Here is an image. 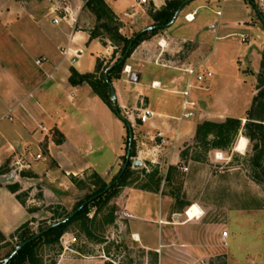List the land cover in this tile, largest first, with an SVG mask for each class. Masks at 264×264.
<instances>
[{
	"label": "rangeland",
	"instance_id": "rangeland-1",
	"mask_svg": "<svg viewBox=\"0 0 264 264\" xmlns=\"http://www.w3.org/2000/svg\"><path fill=\"white\" fill-rule=\"evenodd\" d=\"M193 2H191V8L203 5L197 10L198 22H217L219 16L216 11L221 9L225 21L233 22L245 19L250 21L247 23L248 25L258 27V30L248 32L252 35L248 37V40L241 41L245 48L242 56L240 55L242 46L233 44L230 45V48L226 47L225 51L223 48L225 45L228 46V40L217 41L213 36L207 37L212 52L205 67L211 66L215 77L206 84L207 87L210 86V91L193 90V94L201 98L214 95L211 109L217 112L227 111L229 115L234 116L217 115L203 122L224 123L228 118H238L242 122L240 131L233 134L231 144L226 148L207 151L204 146L196 143L197 139L195 138L183 142L177 149L172 150L171 147H169V151L159 149L157 144L150 141L152 140L150 132L153 133L157 129L150 124L147 126L142 124L138 118V114H140L138 109L148 108L149 99L150 108L155 111L159 110L161 106L164 108L163 105L172 100H175L177 107L182 103L184 96L171 94L164 89L149 88L154 79L171 78L176 72L153 64L147 65L143 69L141 84L145 92L143 95H139V108L133 109L134 106H128L123 110L120 107L123 120L109 106L115 117L118 118L120 125L107 123L106 120H103L102 123L115 132L112 137L116 144L119 143L118 146L123 145L122 142L125 139L121 163L111 172V175L107 179L99 178L96 177L95 171L87 170L83 175L70 176L71 182L58 190L62 193L72 191L75 192V195L69 197L68 195L64 196L63 193L60 201L55 199L45 201L43 186L36 181L34 186L37 188L32 194L31 188L28 189L31 187L30 185L19 194L23 203L27 204L31 210L38 208L40 211L38 216L33 219L34 223L20 234L25 232L28 235L32 233L36 235L42 229L71 214L82 201L86 202L90 197L95 198L96 192L104 182L110 185L118 179L125 163L124 156L128 152L129 124H131L136 156L131 159L133 167L131 174L126 179V184L119 187L116 190L117 193L108 202L99 201L98 203L93 201L94 199L89 202L87 217L68 226L62 236L65 238V242L61 241V237L56 246L44 244L41 247L40 245L38 248L40 264L41 259L42 264H264V139H250L248 134L251 132L246 127L250 119L251 122L256 121L264 124V105H261L264 103V96L259 97L255 102L260 90H264V22L249 0H194ZM58 3H70L74 8L83 4L81 27L91 33H102L100 37L106 38L107 36L104 30H97L104 21L99 22L94 14L85 7L86 0H0V4H12L13 6L8 10L11 15H14V20H20L12 30L15 33L18 31L22 36L31 35L30 37H32L30 40H28V36L25 37V42L27 41L25 47L22 46L21 40H17L16 43L9 46L16 56H19L20 62L27 61L29 67H35V56L41 51V41L38 40L41 38V25L46 23L42 26V31L44 30L49 36L56 30V27L51 24L50 10L53 5ZM255 3L264 16V0H255ZM6 9L0 12H5ZM132 11L135 12L138 9ZM184 12L180 14L177 23L168 29V35L180 40L193 33L184 20ZM121 24L123 25L122 22ZM10 29L7 28L8 31ZM205 31L207 33L209 28L207 27ZM122 32L125 33L124 30ZM204 35L202 33L201 37ZM16 37L20 38L18 34ZM237 39L239 38L236 37L235 40ZM192 44L190 43L189 50L175 48L176 66L184 65L188 52H192ZM6 47L7 45L1 37L0 52L5 53ZM31 47L32 54L29 53L26 56L25 49ZM183 50H185V54ZM91 56V50L83 55L81 59L83 70L87 71L92 67ZM121 57L123 56L119 50L114 59L111 57L107 59L109 60L108 65L112 66ZM98 62L101 63V69L96 76L100 79L102 73L107 71L108 65H105L104 61L100 59ZM126 63H130V59ZM139 68L135 67L134 70H139ZM54 78L46 83L44 91L55 92L57 82ZM212 81H214L213 84ZM171 87V85L168 86V88ZM57 91L60 93L63 104L53 105L54 109L73 110L77 116L74 123L81 125L82 119L87 113L81 103L85 100L82 93L77 96L76 106H73L68 100V96L73 92L71 87L69 89L61 88ZM94 95L99 96L96 93ZM130 95L134 98L135 88H132ZM99 98L101 97L99 96ZM80 104L81 107H78L77 105L80 106ZM93 111L99 112L98 108L92 107L89 112ZM176 114L180 115L181 112L177 111ZM82 125L84 124L82 123ZM123 126L124 134L121 131ZM262 131L264 133V125ZM51 132L52 136L60 138L58 132L53 133V129ZM242 136L247 138L248 147L244 152H239L236 150V146ZM209 140L214 142L216 139L210 136ZM169 145L171 146V144ZM140 151H146L148 155L140 154ZM41 154L42 156L45 154L43 148H41ZM175 154L180 155L182 164L187 166V170L178 169L173 174L172 180H167V162H171L172 155ZM217 154H219V158ZM94 158H97L99 162L106 163L113 160V155L108 149L97 153ZM137 158L143 162V166L139 168L134 166V160ZM152 159L157 163L152 162ZM105 160L108 161L104 162ZM158 179H161L159 185L156 183ZM66 185L68 187L70 185L68 190ZM144 187L159 194L167 202L164 207L167 206L166 219L170 220V223L165 224L170 225H166L163 233L153 221H139L133 218L130 220L123 217L124 212H127L123 206V202L128 198L127 192H130V189H143ZM177 195L181 198L179 201L176 198ZM37 198H41L40 203L39 200L37 202L34 200ZM144 202L152 206L154 210H158L160 207V199L155 197H147ZM144 202L140 201L139 203L144 204ZM193 204H198L204 215L200 219H194L182 226V223L188 219L186 211ZM173 213L179 215L175 220ZM224 231L231 232V237L224 238ZM20 234L16 232L11 238H5V241L0 243V262L12 252L14 247L22 243ZM136 236H139V240ZM74 238L77 240L73 241ZM151 242L154 245H159L162 242L166 246L164 245L163 248L159 246L160 251L156 252L146 248V246L150 248L154 246H150ZM183 243H190L192 246L186 247V244Z\"/></svg>",
	"mask_w": 264,
	"mask_h": 264
},
{
	"label": "crops",
	"instance_id": "crops-1",
	"mask_svg": "<svg viewBox=\"0 0 264 264\" xmlns=\"http://www.w3.org/2000/svg\"><path fill=\"white\" fill-rule=\"evenodd\" d=\"M168 1L148 0V3L137 7L138 11L133 12L131 6L135 0H105L123 23L122 30L127 35L142 32L154 26L151 11L162 9ZM193 1L191 2L194 3ZM191 2L183 7L180 14L185 11L184 20L189 28L193 30L192 35L182 40L177 39L174 36L168 35V29L172 25L168 26L152 38L141 42L129 58L130 63L126 65L132 67V72L140 74L139 82H133L130 75L125 71L120 78L112 80L121 109L125 110L128 106H134L133 109L139 108V95L141 96L145 92L141 84L143 69L147 65L153 64L172 69L176 72L171 78L154 79L152 84L158 82L161 86L153 87L151 84L149 88L164 89L171 94L182 95V91L185 90L187 83L191 79L189 75L185 74L184 69L200 65L206 66L209 60L212 52L209 46V38L213 36L214 40L217 41L221 39L228 40V46L225 45V48H223L226 51V47L230 48V45L233 44L241 47L242 36L251 37L252 35L248 32L255 29L258 30V27L248 25L247 23L250 21L245 19L233 22L225 21L223 19L224 13L221 9L216 11V14L218 11L222 12L221 15L217 14L219 16L217 22H198L197 10L203 5L191 8ZM11 6L13 5L0 4V11L7 8L5 12H0V38L2 37L3 42L7 45L5 53L0 52V233L7 239L15 235L25 224L30 223L32 225L34 223L33 219L40 212L38 208L31 210L18 197L29 185L31 187L28 189L31 188L32 194L37 188L34 186L36 184L35 181L40 182L43 186L42 191L45 201H52L54 199L60 201L63 195L73 197L75 192H63V194L60 191L63 185L71 182L70 176L76 177L80 174L83 175L87 170H92L102 178L107 179L111 175V172L121 163V158L124 154L123 150L125 149V139L122 142L123 145L118 146L119 143L116 144L112 137L114 131L102 124L103 120H106L107 123L120 125L118 118L115 117L109 105L102 98L94 95V90L89 84L73 85L70 82L73 69L80 74L94 73L96 72L98 60L100 59L104 61L105 65H108L109 60L107 59L113 58V53L116 50V47L107 37L103 38L99 36L93 38L89 30L81 27L80 23L84 6L80 11L79 20L75 27H72L67 22L55 25L51 18V24L56 27V30L51 34L53 36H49L44 30L42 31V26L46 23L41 25V38L38 39L41 41V51L35 56L34 68L29 67L27 61L20 62L19 56H16L11 48H9L17 40H21L22 46L25 47L27 42H25V37L28 36V40L32 38L30 37L31 35L22 36L18 31L15 33L12 30L13 26L19 23L20 20L13 19L14 15H11V12L8 10ZM193 13L195 14L194 21H187L185 16ZM180 14L174 24L177 23ZM207 27L209 31L206 33L205 29ZM7 28H11V31H8ZM202 33L205 34L204 37H201ZM16 34L20 37L19 39L16 37ZM207 37L209 38L207 39ZM236 37L239 39L235 40ZM190 43H193L192 52H188L189 54L183 66H176L177 56L174 53L175 48L180 47V49L189 50ZM69 46L72 48V52L82 50L81 56L79 58L69 57L68 59H64L60 48ZM25 50L26 56L33 52L32 47ZM88 50H91L93 65L86 71L82 69L83 63L81 59ZM185 50H183L184 54ZM244 51L245 48L243 47L240 51L241 56ZM41 57L48 59V62L43 66H38L36 61ZM135 67L140 68L139 70H134ZM207 67L212 69L211 66ZM53 78L57 82L55 92L44 91L43 88L46 83L50 82ZM213 82L211 83L213 84ZM169 85L172 87L168 88ZM70 87L73 89V92L68 96V100L73 106H76L77 96L80 93L84 96L85 100L81 102L84 110L87 112L84 119H82L84 125L82 123L81 125L74 123L77 116H75L76 114L73 113V110L68 111L67 108L54 109L53 105L57 103L63 104L60 93L57 90L61 88L69 89ZM132 88H135L134 98L130 95ZM210 89V86H208L204 90L210 91ZM194 97L198 101L201 111L197 113L194 117L195 119H184L182 121L175 118L179 116L176 112H181L182 103L176 107L175 100H172L164 104V108L161 106L159 110L155 111L150 108L149 99L148 108L154 111L156 116L151 123H144V126L150 124V126L157 129L153 133L150 132L151 139L158 130L166 129L169 130V135L176 139L175 142L171 143V146L169 144V146L166 145L165 147L157 146L159 149L162 148L168 151L170 150L169 147L172 150L177 149L183 142L195 139L198 125L204 120H210L212 116L234 117L229 115L227 111L217 112L211 109L214 95L204 98L197 97V95H194ZM77 106L81 107V104ZM92 107L98 108L99 112L93 111L90 113L89 110ZM10 110L12 112L9 114ZM8 114L13 116V120L7 117ZM133 124L135 125V123ZM52 129L53 133H59L60 138H55L54 134L52 136V132L50 133ZM121 131L124 134V126L121 128ZM41 148L45 150V154L42 159H37V154L41 153ZM108 149L111 155H113L112 161L105 160L104 162H108L102 163L97 158H94L97 153ZM139 153L148 155L146 151H140ZM172 157L173 160L167 162V170L171 165L182 163L179 154L172 155ZM152 162L157 163L153 159ZM11 174H14L13 181L3 180L6 177L9 178ZM14 184L19 186V190L16 193L11 191L10 188ZM65 187L68 190L70 185L69 187L68 185ZM59 188L60 190H58ZM129 191L127 192V200L123 202L125 210L133 215V219L153 221L163 233L166 225H170L165 224L170 223V220L166 219L168 214L167 206L166 208L164 207L167 205L166 200L162 196H159V194L149 190L138 188L130 189ZM147 197L160 199L158 210H154L152 206L144 202V199H147ZM34 200L36 202L39 200V203L41 202V198ZM140 201H143L144 204L139 203ZM173 217L174 220L177 219L179 217L178 213H173ZM189 220L183 222L182 226L192 221V219ZM160 221H164V223H160ZM229 234V237H231V232ZM161 237L163 240V235ZM183 244H186V247L192 246L190 243ZM153 245V243L150 244L151 247ZM164 245L161 242L152 248L148 246L146 248L159 252V246L163 248Z\"/></svg>",
	"mask_w": 264,
	"mask_h": 264
},
{
	"label": "trees",
	"instance_id": "trees-1",
	"mask_svg": "<svg viewBox=\"0 0 264 264\" xmlns=\"http://www.w3.org/2000/svg\"><path fill=\"white\" fill-rule=\"evenodd\" d=\"M187 0H169L165 7H163L160 10H152L151 16L154 20V28L149 30L146 29L142 32L133 33L131 35H127L122 32L123 25L121 24L119 18L117 17L116 13L113 11V9L105 2V0H88L86 1L85 7H87L96 17V19L100 21H104L101 25L98 26L97 30H104L106 37L112 42V44L116 47V50L113 53V59L116 57V55L119 53V50L122 53V56H124L127 47L129 46L131 40L134 36L137 35V38L135 39L129 54L127 55L125 60H122L123 57L119 58L116 63H114L112 66L108 65L107 69L109 80L112 81L114 78H120L123 72L124 67L126 66V61L131 57L133 51L136 49V47L143 42L144 40L150 39L153 36L157 35L162 30L166 29L168 27V24L174 19L178 9L184 4V2ZM193 1V0H191ZM256 9L259 16L262 15L261 11L259 10L257 4L255 3V0H249ZM185 6V5H184ZM102 33L99 32H93L92 37L96 38L101 36ZM122 60V61H121ZM101 69V63H97L96 72L94 73H86V74H80L75 69L72 70V75L70 77V82L73 85H82V84H89L94 92L98 94L113 110V104L111 100V89L108 84V81L106 79L105 73H102V78L98 79L96 76L97 72ZM264 96V90H260L259 95L255 99V102L258 101V98H262ZM264 105V103H261V105ZM120 109V107H119ZM241 120L238 118H228V120L224 123H216L212 121H205L198 125L197 128V134L196 139L198 144H201V146H204L205 149L208 151L210 149H221L226 148L231 144L233 134L238 133L241 129ZM262 123L252 121L251 119L247 122L246 127L250 129V132L248 134V137L250 139H256V138H262L264 139V133L262 131L263 128ZM213 136L216 140L214 142H211L209 140V137ZM129 136H128V144H127V151L129 148ZM135 142L133 140L132 143V152L131 156L132 158L136 156V153L134 151ZM126 156H124L126 161ZM133 167V163L130 160V163L128 165V168L124 172V174L119 178V180L115 183H111L110 185H107L105 182L103 183L102 187L96 192V197L93 201L98 202L104 201L108 202L110 198H113L114 195L117 193V189L121 187L122 185H125L127 177L131 174ZM177 165H171L168 168V175L167 180H172V176L174 173L178 171ZM121 172V171H120ZM121 174V173H120ZM96 177L101 178L99 174L96 173ZM155 178V176H154ZM157 185L161 183V179L157 180ZM11 191L16 193L19 190V186L17 184L11 185ZM144 190H147V187L143 188ZM19 199L21 200V196L18 195ZM91 198V197H90ZM177 200L179 201L181 198L177 195ZM22 201V200H21ZM85 201H82L74 211L81 206ZM90 203H87L72 219L67 221L66 223L60 224L48 232L42 234L37 239H33L31 242L27 243L7 264H40L39 254H38V248L41 245V247L44 244H48L49 246H56L63 234L67 231V228L69 225H71L73 222L81 219H85L88 214ZM68 214L67 216H69ZM65 216V217H67ZM64 217V218H65ZM30 226V223L25 224L22 226L17 232L20 234V232L24 231ZM47 228V227H46ZM44 229H42L43 231ZM21 242H25L35 236V234L28 233H21ZM5 241V237L0 233V243ZM16 247L12 250V252L15 250ZM10 252L5 258H7L9 255L12 254ZM5 258L0 262L5 260ZM42 264V259H41Z\"/></svg>",
	"mask_w": 264,
	"mask_h": 264
},
{
	"label": "built area",
	"instance_id": "built-area-1",
	"mask_svg": "<svg viewBox=\"0 0 264 264\" xmlns=\"http://www.w3.org/2000/svg\"><path fill=\"white\" fill-rule=\"evenodd\" d=\"M146 3H148V0H135V2L131 6V9L134 10L137 7L143 4H146ZM82 8L83 6L81 5L74 8L70 3H64V4L58 3V4L53 5V7L50 10L51 11L50 14L52 15L53 24L59 25L62 22H67L72 27H75L78 23L79 14ZM221 13H222L221 11L217 12L218 15H221ZM185 18L187 21H194L195 14L194 13L187 14ZM242 38H243V41L248 40L247 36H242ZM60 51L64 59H68L69 57L79 58L82 54V50H78V51L76 50L72 52V48L70 46L61 47ZM47 62H48V59L40 58L36 61V64L38 66H43ZM124 71L128 73L129 75H131L132 67L126 65ZM184 71L187 74H189L191 79L187 83L185 90L182 91V95L184 96V99L181 105V114L178 117H175L179 121H182L184 119H192L197 115V113L201 111L199 108L198 101L194 97L193 90L195 89L204 90L208 88L206 84H208V82H210L214 78V75H215V73L213 72L211 68L205 67L203 65L195 66V67H187L184 69ZM157 84L159 83L154 82L152 85L153 87L161 86L160 84L159 86H157ZM138 111H140V114H138V118L140 119L142 123H149V122L151 123V121L156 116V113L149 108H142L140 110L138 109ZM11 112L12 110H10L9 114ZM9 114L7 115V117L10 120H13V116ZM152 141H154L158 146H166L168 144H171L172 142H175L176 139L175 137H171L169 135V130L166 129V130H158L157 133L152 137ZM217 157L219 158V154H217ZM42 158L43 156L41 153L37 154V159H42ZM177 166L180 170H183V171L187 170V166H185L182 163L177 164ZM192 207L193 205L190 206L189 209L186 211V216ZM200 215L202 217L204 215V212L203 214H200ZM200 215H197L196 219H200L201 218L199 217ZM123 217L133 218V215L128 212H124ZM187 221H190L189 217ZM160 223H164V221H160ZM228 236H229V232L224 231L223 237L227 238ZM76 240H77L76 238L73 239V241H76ZM61 241L65 242V238L62 237Z\"/></svg>",
	"mask_w": 264,
	"mask_h": 264
},
{
	"label": "water",
	"instance_id": "water-1",
	"mask_svg": "<svg viewBox=\"0 0 264 264\" xmlns=\"http://www.w3.org/2000/svg\"><path fill=\"white\" fill-rule=\"evenodd\" d=\"M189 2H191V0H187L184 2V4L178 9L174 19L168 24V26H171L175 23L178 15L180 14V12L182 11L184 5L188 4ZM261 19L263 20L264 22V16L261 15L260 16ZM155 26H151L149 27L148 29L151 30L153 29ZM137 38V35L133 37V39L131 40L129 46L127 47L126 49V52L122 58V60H125L127 55L129 54L130 52V49L135 41V39ZM121 60V61H122ZM108 71L109 69L105 72V75H106V79L108 81V84L110 86V89H111V100H112V104H113V108H114V111L118 114V116H120L123 120V116L121 115V112H120V109H119V103H118V97H117V92H116V89L114 87V84L112 81L109 80V76H108ZM130 78L133 82H139L140 80V74L137 73V72H132V74L130 75ZM129 127H130V138H129V148H128V152H127V156H126V161L124 163V166L122 168V171H121V174L119 176V178L124 174V172L126 171V169L128 168V165L130 163V160L132 159V156H131V152H132V143H133V128L131 126V124H129ZM134 166L135 167H141L143 166V162L137 158L134 160ZM119 178L115 181V183L119 180ZM4 181H13L14 180V174H11L9 178H4L3 179ZM94 198H90L88 201L84 202L81 206H79L75 211H73L69 216L49 225L47 228H45L43 231H41L40 233L36 234L33 238L25 241V242H22L20 243L16 248L15 250L12 252L11 255H9L7 258H5V260L2 262V264H7L27 243L31 242L33 239H37L38 237H40L42 234L48 232L49 230H51L52 228L60 225V224H63V223H66L67 221H69L70 219H72L87 203L91 202Z\"/></svg>",
	"mask_w": 264,
	"mask_h": 264
},
{
	"label": "bare ground",
	"instance_id": "bare-ground-1",
	"mask_svg": "<svg viewBox=\"0 0 264 264\" xmlns=\"http://www.w3.org/2000/svg\"><path fill=\"white\" fill-rule=\"evenodd\" d=\"M248 145V140L246 137L242 136L240 137L237 146H236V150L239 152H244L247 149ZM203 214L202 209L200 208V206L198 204H193V207L189 210L187 217H189V219H195L197 215ZM201 217V215L199 216ZM137 239L139 240V237H137Z\"/></svg>",
	"mask_w": 264,
	"mask_h": 264
}]
</instances>
